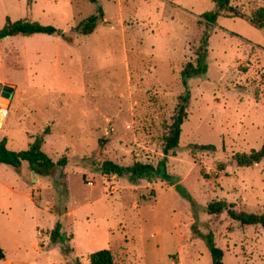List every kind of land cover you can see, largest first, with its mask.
<instances>
[{
  "label": "rangeland",
  "instance_id": "374dc122",
  "mask_svg": "<svg viewBox=\"0 0 264 264\" xmlns=\"http://www.w3.org/2000/svg\"><path fill=\"white\" fill-rule=\"evenodd\" d=\"M232 5L250 13L264 0ZM97 6L94 32L75 33ZM214 9L212 0H0V27L30 19L66 36L0 40V140L20 151L43 136L53 161L67 159L63 176L0 164V264H89L100 249L115 264H211L205 236L224 264H264L261 226L207 213L220 200L264 210V160L239 167L232 158L264 143V28L238 17L205 23ZM204 47L206 71L185 88L180 72ZM185 89L179 149L165 158V126ZM163 159L165 178L101 171L104 160ZM56 222L64 245L50 242Z\"/></svg>",
  "mask_w": 264,
  "mask_h": 264
},
{
  "label": "trees",
  "instance_id": "16d2710c",
  "mask_svg": "<svg viewBox=\"0 0 264 264\" xmlns=\"http://www.w3.org/2000/svg\"><path fill=\"white\" fill-rule=\"evenodd\" d=\"M90 3H97L98 0H88ZM233 0H212L215 4V9L205 12L201 15L205 23L215 24L218 17L241 18L257 28H264V5L255 7L250 13L242 11L237 6L232 5ZM30 2V0H28ZM103 20V10L97 6L95 13L81 20L73 31L81 35H90L94 32L97 24ZM33 34L54 35L61 34L66 37L65 33L52 25H43L30 19H18L12 21L6 17L2 27H0V40L13 36H29ZM207 42L206 37L203 40ZM206 48L196 53L197 57L194 61H189L184 64L181 72V83L186 88L187 81L196 75L205 73L206 64L204 61ZM190 93L185 89L184 93L178 96L177 104L174 108V113L170 118V123L165 126V134L162 141V152L166 157L175 156L179 149L181 127L187 118L188 102ZM47 132H44L46 134ZM43 136H38L24 150L14 151L8 148L6 139L0 140V164H6L15 169H19L23 162L28 164L30 171L49 175L53 172L63 176V169L67 164L66 157H61L57 161H53L43 150ZM192 151H215V146L212 144H192ZM236 165L239 167H251L259 164L264 160V143L258 149H251L248 152H236L232 156ZM101 171L104 175H116L118 177L126 176L130 181L137 183L140 179H150L154 175L161 178L168 177L166 170V161L163 159L156 166L150 163H142L134 161L133 163L122 166L111 160H104L101 164ZM202 175L207 177L204 172ZM233 203H228L225 200L212 201L207 206L209 215H218L226 212L230 219L238 222L241 226H261L264 230V210L260 213L248 212L245 210H236ZM206 245L211 255V264H224V252L217 247L213 238L205 236ZM49 239L52 244H65V237L61 232V224L56 222L53 229L49 233ZM66 251V249L64 250ZM5 258V253L0 245V260ZM89 264H115L112 252L109 249H100L88 255ZM76 264H79L77 261Z\"/></svg>",
  "mask_w": 264,
  "mask_h": 264
},
{
  "label": "water",
  "instance_id": "95a60500",
  "mask_svg": "<svg viewBox=\"0 0 264 264\" xmlns=\"http://www.w3.org/2000/svg\"><path fill=\"white\" fill-rule=\"evenodd\" d=\"M3 89H4L5 91L11 92V89H10L9 87H7V86H5Z\"/></svg>",
  "mask_w": 264,
  "mask_h": 264
},
{
  "label": "crops",
  "instance_id": "0c3cea01",
  "mask_svg": "<svg viewBox=\"0 0 264 264\" xmlns=\"http://www.w3.org/2000/svg\"><path fill=\"white\" fill-rule=\"evenodd\" d=\"M23 165V164H22ZM1 245V244H0Z\"/></svg>",
  "mask_w": 264,
  "mask_h": 264
}]
</instances>
